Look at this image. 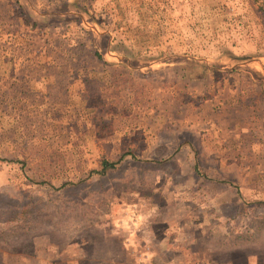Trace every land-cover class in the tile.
Segmentation results:
<instances>
[{
	"label": "rangeland",
	"instance_id": "rangeland-1",
	"mask_svg": "<svg viewBox=\"0 0 264 264\" xmlns=\"http://www.w3.org/2000/svg\"><path fill=\"white\" fill-rule=\"evenodd\" d=\"M0 264H264V0H0Z\"/></svg>",
	"mask_w": 264,
	"mask_h": 264
},
{
	"label": "trees",
	"instance_id": "trees-1",
	"mask_svg": "<svg viewBox=\"0 0 264 264\" xmlns=\"http://www.w3.org/2000/svg\"><path fill=\"white\" fill-rule=\"evenodd\" d=\"M102 168L100 169V173H103L104 171H106L108 168H113L114 167V163L112 162H107V161H104L103 164H102Z\"/></svg>",
	"mask_w": 264,
	"mask_h": 264
}]
</instances>
